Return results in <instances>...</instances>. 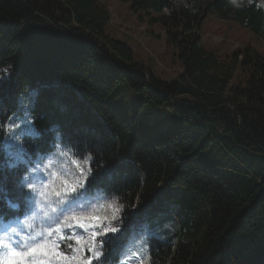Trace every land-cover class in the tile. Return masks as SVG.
Here are the masks:
<instances>
[{
  "label": "trees",
  "instance_id": "1",
  "mask_svg": "<svg viewBox=\"0 0 264 264\" xmlns=\"http://www.w3.org/2000/svg\"><path fill=\"white\" fill-rule=\"evenodd\" d=\"M121 1L153 14L177 71L156 75L134 61L131 46L109 33L100 0H0V124L31 117L35 132L18 142L0 128V229L26 216L22 178L59 142L76 158H95L88 191L155 227L146 264H264V57L208 48L200 32L212 15L264 42V0ZM121 81L149 102L173 104L180 120L166 141L151 142L107 104ZM26 221L24 232H36ZM128 231L108 234L103 264L123 256Z\"/></svg>",
  "mask_w": 264,
  "mask_h": 264
},
{
  "label": "rangeland",
  "instance_id": "2",
  "mask_svg": "<svg viewBox=\"0 0 264 264\" xmlns=\"http://www.w3.org/2000/svg\"><path fill=\"white\" fill-rule=\"evenodd\" d=\"M106 5V8L110 14V20L108 22V31L115 39L127 43L133 49L134 61L144 63L150 67L152 72L156 75H160L162 71L169 74L174 73L178 70L175 67V63L170 61L172 51L169 48L166 35L164 30L158 23L151 20L153 14L147 15L145 12L133 13L130 9L129 3H124L121 0H100ZM202 33V40L206 47L211 49H225L230 54L236 50H243L250 47L255 53L264 57V42H262L256 34L248 30L247 28L237 24L234 21H221L208 15V17L202 22L200 27ZM224 40L223 42H220ZM30 48L34 51L45 52L49 55L60 56L65 58H71L76 53H70L69 51L56 50L51 47L30 45ZM173 67L174 70H171ZM165 74L164 76H170ZM239 78V75L235 74L233 80ZM79 94H81L78 89ZM35 90H31L30 95L33 97ZM107 104L111 106L122 118L126 119L132 128H136L137 131L141 132L151 142L166 141L170 135L174 132L175 128L179 123V116L175 112L172 103L163 102L156 104L147 100V94L137 92L134 89L126 85L125 82L121 81L112 93L107 97ZM59 144V142L57 143ZM56 144V145H57ZM66 147H62L59 151L56 147V151L47 155H38L33 169L37 166L36 162L39 157H43L40 160L39 167L40 171L44 174L45 180L40 182V188L43 189L44 185L51 186L53 183L56 184V190L60 191L63 187L62 180H67L71 185H78L85 183L87 179L82 177L81 168L85 171L89 168V164L84 163V159L76 158L72 153L67 152ZM60 152H64L60 155ZM55 154V155H54ZM51 159V164H49ZM73 161H77L80 167H77ZM100 191L95 189L94 191H86L85 195L88 197H94L96 193ZM104 199L97 200L93 208H89L88 212L95 211L97 215L111 217L113 211L118 209L121 205L114 200V197L108 196L102 191ZM51 202L41 201L40 203L45 204V207H40L39 203L31 211L25 209L23 215H28L26 220L33 219L36 222L38 232H44L47 229V221L43 216L45 211L51 214V209L47 207V204ZM103 205V207H100ZM111 205V207H109ZM51 207L55 208L56 203H51ZM81 215L83 213H65L68 215ZM119 219L112 221L111 226L120 227L121 231L117 234H113L116 237H120L125 227L128 226V235L123 246V257L126 249L131 246L133 249L139 250L143 247V244L137 245L135 242L140 241L142 238L146 241L147 247L141 253L143 258L145 255L148 256V243L147 238L156 235L155 227L151 228L148 225L145 217L139 218L137 222H133L124 217V209L119 213ZM40 220L41 222H37ZM46 222L43 224L42 222ZM64 217H60L58 223L63 224ZM122 221V223H121ZM107 223V222H104ZM18 228L21 233L24 232V220L13 222L5 227V230H0L9 237H11V228ZM52 228L56 227V224L51 225ZM75 232L82 234L84 237H90L91 231L85 233L83 229L75 228ZM26 233V232H24ZM23 233V234H24ZM35 233V231H34ZM73 230H68L66 235H72ZM112 234V233H109ZM15 239V237L13 238ZM65 243H75V241H65ZM60 251H63L65 255L72 256L74 253L71 250H66L61 245ZM79 257H87L90 253L80 252L75 253ZM132 262H129V258H126L127 264H138L137 257ZM27 258H22L15 254L8 253L6 250L0 253V264H23ZM44 259L46 257L34 256L31 260L27 259L30 264H36L37 260ZM149 259L144 260V264ZM28 264V263H27ZM52 264H57L56 260L52 261ZM72 264H85L84 260L73 261ZM116 264H121L116 263Z\"/></svg>",
  "mask_w": 264,
  "mask_h": 264
},
{
  "label": "snow or ice",
  "instance_id": "3",
  "mask_svg": "<svg viewBox=\"0 0 264 264\" xmlns=\"http://www.w3.org/2000/svg\"><path fill=\"white\" fill-rule=\"evenodd\" d=\"M6 69H0V73L6 72ZM27 117V114H26ZM15 117H9L7 125L0 124V128L6 131V134L20 142L22 136L35 135L34 130L31 128V117L19 123H13ZM20 130V135L17 136L16 132ZM59 140V137H58ZM58 151L63 147L60 144L56 145ZM22 150V149H21ZM67 152L72 153V149L68 148ZM64 152H60L63 155ZM75 154V153H72ZM55 155V154H54ZM43 157L37 159V166L35 169L29 168L28 172L22 178L21 187L25 190V204L29 211L37 206L45 207L41 201H51L47 207L51 209V214L48 211L43 213L45 221H47V229L44 232H35L34 234H21L15 227L11 228L15 239H12L5 233H0V249L6 250L8 253L15 254L22 258L31 260L34 256L46 257L47 260L40 259L36 264H52L53 260L57 264H72L73 261L83 259L85 264H103L105 255L104 245L107 243L109 233L117 234L121 231L120 227L111 226L112 221H117L119 213L122 212L124 206L121 205L118 209L113 211L111 217L97 215L95 211L88 212L89 208H93L97 200L104 199V195L98 191L94 197L85 195L87 185L80 183L78 185H71L67 180H62L63 187L60 191L56 190V184L51 186L44 185L43 189L39 187V181L45 179L44 174L40 171L39 163ZM24 162V161H21ZM95 162V158L90 154L85 158V164ZM26 163V162H25ZM77 167H80L77 161H73ZM51 164V159H49ZM10 167H16L15 163L10 164ZM82 177L87 179L92 175V169L89 167L87 171L83 168L80 169ZM2 191V189H0ZM117 199L114 197V200ZM51 203H56V207L52 208ZM10 208L19 210L18 204L9 202ZM103 207V205H100ZM111 207V205H109ZM83 213L81 215H68L65 213ZM64 217L63 224L58 223L60 217ZM107 222V223H104ZM31 227V222L26 221ZM122 223V221H121ZM56 224L55 228L51 225ZM75 228L83 229L85 233L91 231L90 237H84L82 234L74 231ZM68 230H73L72 235H66ZM65 241H75V243H65ZM137 245L143 244L139 250L133 249L129 246L124 255L125 257H137L138 264H144V260L149 259L146 255L143 258L141 253L147 247L146 241L143 238L135 242ZM61 245L64 249L71 250L74 255L67 256L63 251H60ZM87 252L90 253L87 257H79L75 253ZM121 264H126V260H122Z\"/></svg>",
  "mask_w": 264,
  "mask_h": 264
}]
</instances>
